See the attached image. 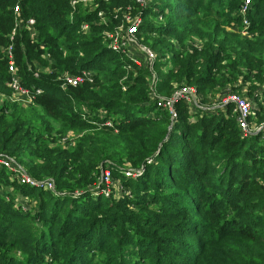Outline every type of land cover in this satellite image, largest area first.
I'll list each match as a JSON object with an SVG mask.
<instances>
[{"label":"trees","instance_id":"obj_1","mask_svg":"<svg viewBox=\"0 0 264 264\" xmlns=\"http://www.w3.org/2000/svg\"><path fill=\"white\" fill-rule=\"evenodd\" d=\"M251 2L243 37V0H97L72 20L70 0H0V155L43 183L0 166V264H264V0ZM128 7L151 63L109 45ZM9 46L29 104L13 98ZM187 87L195 103L175 99L174 118L158 106ZM226 88L250 104L246 136ZM106 169L122 190L108 197Z\"/></svg>","mask_w":264,"mask_h":264},{"label":"built area","instance_id":"obj_2","mask_svg":"<svg viewBox=\"0 0 264 264\" xmlns=\"http://www.w3.org/2000/svg\"><path fill=\"white\" fill-rule=\"evenodd\" d=\"M138 4H142L144 5L146 2L145 0H133ZM92 2V3H91ZM251 0H243V6L241 7V14L243 15V29L241 31H243L244 34L248 35V21L247 18L245 17L249 6L251 5ZM81 5V7L83 9L88 8L89 11H91L92 8H96V0H70V6H71V13H70V20L74 19L75 13H77L78 10L77 7ZM127 11L129 12L128 14H125V21H126V26L121 25L119 27H117L113 32L109 33L107 35V39L109 40V45L111 46V48L114 51H121V52H125L128 51V48H124V45L127 44L130 40V36L135 35L137 33V29H138V23H139V19H133L130 16V8H127ZM14 14L18 15L19 14V9L16 6L14 8ZM99 17H102V13L99 12L98 14ZM21 23L18 22V26H20ZM28 27H32L34 25V20L30 19L28 22ZM130 24H132L133 26L130 27ZM81 31L86 32L88 30V25L86 23L81 24L80 26ZM15 32V30H14ZM13 32V33H14ZM1 52L4 54V56L8 59V73L12 76L11 77V84L10 87L13 89L14 95L13 98L15 101H18L16 99V97L20 94H26L27 98L26 101L24 102L25 104H29L30 102H32L33 96L27 91L24 90L21 86H20V82L18 77L16 76V69L13 63V56H12V46H9L6 50L5 49H1ZM129 52V51H128ZM145 56H146V61L151 63L154 59H155V55L149 51V50H145L144 52ZM137 64H139L136 61ZM37 76V75H36ZM90 75L87 72H83L82 75L79 76H65L63 75L61 77V81H62V87H66V86H77L80 85L81 83H83L85 78H89ZM40 91L36 90V94H39ZM180 97H184L187 101L189 102H194L195 103V91L192 88H181V90L179 92H177V94L173 97V99H168V100H164V99H160V101L158 102V106H162V107H166L169 109L172 118L175 117V113L172 109V104L174 102L175 99H178ZM232 103L234 104L235 107V111L237 113V123L241 129V131L243 132L244 136H246L249 133V129H248V124H247V119L248 116L250 114V104L249 102L242 96H239L237 94H232L229 93V90H226V95L224 97H222L221 99V105H226ZM0 166L4 167L10 171L13 172H17L18 173V179L19 182L21 184H29V185H34V186H40L43 183L42 182H35L32 181L27 175L26 173L21 170V168H19L17 166V164L9 157L6 156H2L0 155ZM124 175L127 177H134L135 173H133L130 170H124ZM138 172V171H137ZM47 185V187L49 189H52L53 186L52 184H50L49 182L45 183ZM113 184H115V186L118 188V191H122L120 186H119V182L114 181L112 178V175L110 173L109 170H103L101 172V177H100V185H103V189H101V193L104 194L105 196H109L111 193V187L113 186Z\"/></svg>","mask_w":264,"mask_h":264},{"label":"rangeland","instance_id":"obj_3","mask_svg":"<svg viewBox=\"0 0 264 264\" xmlns=\"http://www.w3.org/2000/svg\"><path fill=\"white\" fill-rule=\"evenodd\" d=\"M149 1H150V0H145L146 3H149ZM96 2H97V0H96ZM91 3H92V2H91ZM96 5H97V3H96ZM141 5H142V4H141ZM94 10H95V8H92V9H91V11H94ZM135 19H137V18H135ZM135 19H134V20H135ZM150 21L153 22V24H158V23H161V22H162V20H161L160 17H159L158 20H156L155 22L153 21V19H151ZM19 25H20V24H19ZM132 26H133V25L130 24V27H132ZM240 34L243 35V37L248 36L247 34H244L243 31H241ZM136 37H137L136 34L130 36V40H129V42H128L127 44L124 45V48H126V49L128 48L129 52H131L133 56H136V57L141 58V59L144 58V55L142 54V52H145V50H149V51H151L155 56H157V54H156L154 51L150 50L149 48H147V47H145V46H141L138 42H136V39H137ZM141 51H142V52H141ZM140 52H141V54H140ZM144 60H145V58H144ZM154 75H155V73H154ZM154 86H155V82L152 83L151 87L154 88ZM225 90H229V88H226ZM225 90H224V91H225ZM234 94H236V93H234ZM26 98H27V95H26V94H20V95H18V96L16 97V99H17L19 102H22V103H24V102L26 101ZM262 125H263V124H262ZM254 127H255V126H254ZM258 129H259V128H256V127H255V129H254L253 131H255V133H256V131H258ZM26 201H27V200H26Z\"/></svg>","mask_w":264,"mask_h":264},{"label":"water","instance_id":"obj_4","mask_svg":"<svg viewBox=\"0 0 264 264\" xmlns=\"http://www.w3.org/2000/svg\"><path fill=\"white\" fill-rule=\"evenodd\" d=\"M263 128H264V124L261 125V126L259 127L258 131H256V132H259V131L262 130Z\"/></svg>","mask_w":264,"mask_h":264}]
</instances>
